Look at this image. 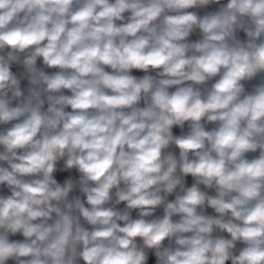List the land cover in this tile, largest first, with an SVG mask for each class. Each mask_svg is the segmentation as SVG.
<instances>
[{
	"label": "clouds",
	"instance_id": "9594fccd",
	"mask_svg": "<svg viewBox=\"0 0 264 264\" xmlns=\"http://www.w3.org/2000/svg\"><path fill=\"white\" fill-rule=\"evenodd\" d=\"M0 264H264V0H0Z\"/></svg>",
	"mask_w": 264,
	"mask_h": 264
},
{
	"label": "crops",
	"instance_id": "0c3cea01",
	"mask_svg": "<svg viewBox=\"0 0 264 264\" xmlns=\"http://www.w3.org/2000/svg\"><path fill=\"white\" fill-rule=\"evenodd\" d=\"M134 74H136V75H142V73H138V72H134ZM256 82H259V81L257 80L254 83H256ZM22 86H23V82H22ZM63 175L64 174H58V179H62L63 178ZM190 182H191V179L189 178V183Z\"/></svg>",
	"mask_w": 264,
	"mask_h": 264
}]
</instances>
